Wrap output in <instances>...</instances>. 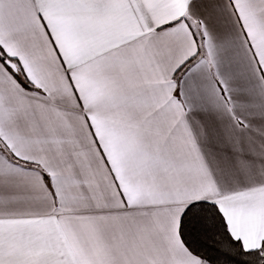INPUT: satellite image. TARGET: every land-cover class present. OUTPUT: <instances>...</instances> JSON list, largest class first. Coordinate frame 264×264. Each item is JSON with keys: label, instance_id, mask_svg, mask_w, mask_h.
Returning a JSON list of instances; mask_svg holds the SVG:
<instances>
[{"label": "snow or ice", "instance_id": "6c2138e0", "mask_svg": "<svg viewBox=\"0 0 264 264\" xmlns=\"http://www.w3.org/2000/svg\"><path fill=\"white\" fill-rule=\"evenodd\" d=\"M0 264H264V0H0Z\"/></svg>", "mask_w": 264, "mask_h": 264}]
</instances>
